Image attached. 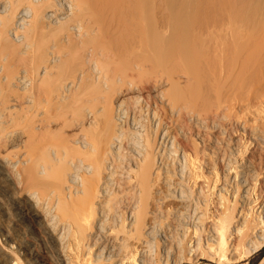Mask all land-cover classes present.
<instances>
[{"label":"bare ground","instance_id":"6f19581e","mask_svg":"<svg viewBox=\"0 0 264 264\" xmlns=\"http://www.w3.org/2000/svg\"><path fill=\"white\" fill-rule=\"evenodd\" d=\"M211 1L189 2L195 12L190 18L186 0H151L148 5L145 0H70L66 3L73 11V24L65 26L64 13L71 11H58L54 0H0V264H155L150 253L156 248L164 254L165 264H196L204 256L216 264H237L264 247V200L256 207L264 190L257 192L253 182L254 162L264 160L260 129L246 134L255 140L249 141L250 150L248 144L246 149L241 147L244 139L236 134L230 150L223 146L227 150L220 154L222 158L218 156L223 175L232 171L229 176L237 178L238 185L219 183L216 192L208 183L206 189L197 184L193 188L201 175L208 182L199 175L201 155L207 152L187 144L191 125L187 127L186 119L204 122L212 115L207 120L217 132L212 140L203 136L199 125L193 132L214 155L219 134L233 122L230 112L235 107L230 106L237 103L233 84L225 86L222 81L231 78L235 83L250 55L257 62L263 60L264 72V54L258 51L263 44L252 47L260 37L252 41L244 35L240 44L235 42L240 53L234 54L242 58L239 63L244 60L239 65L243 71L239 66L240 74L237 69L226 70L223 59L232 36L228 30L227 42L224 38L215 44L217 39L212 37L214 44L207 43L217 24ZM44 19L56 37L41 32ZM30 31L37 35L36 42ZM65 40L80 47L82 66L53 90L48 80L58 75L56 61L63 66L59 47ZM107 62L117 66L111 73L102 69ZM216 67L220 74L213 76ZM92 71L101 86L118 82L122 88L110 94L103 90L80 94L81 80L91 79ZM208 72L212 78L205 76ZM259 77L254 79L262 80ZM262 81L257 84L264 86ZM219 84L233 92L225 95L224 90L221 98L222 108L229 107L231 115L219 110L221 105L198 114L186 95L195 97L220 88ZM259 85L254 90L262 89ZM69 97L74 128L63 133L55 123L61 115L59 103ZM149 117L151 128L144 122ZM236 122L246 133V126ZM244 150L250 157L243 160ZM234 152L241 162L239 172L232 164L237 161ZM171 162L180 166L172 168ZM210 172L209 178L217 179L216 169ZM179 176L192 178V183ZM225 194L233 199L227 201ZM211 204L214 213L209 211ZM183 223L192 227L196 237L191 248L194 258L186 260L180 242L189 226Z\"/></svg>","mask_w":264,"mask_h":264},{"label":"rangeland","instance_id":"374dc122","mask_svg":"<svg viewBox=\"0 0 264 264\" xmlns=\"http://www.w3.org/2000/svg\"><path fill=\"white\" fill-rule=\"evenodd\" d=\"M24 1H26V2H29V0H24ZM66 1L67 2H69L68 0H61V4H59V1L57 0H54V2H55V4H57V5H55L56 6V8H57V10L58 11H65V12H69V11H71V12H69L68 14L67 13H64V16H65V18H68V21L67 20H65V26H68V25H72L73 24V20H72V18H71V16H72V13H73V11L70 9V8H68V4L66 3ZM71 1H73V0H71ZM150 1L151 0H145V2H147L146 3V5H148L149 3H150ZM187 1V3H186V9H190L191 10V12H192V9L189 7V2H192L193 0H186ZM195 1V0H194ZM211 2H213L211 5V8H212V11H213V15H214V19H215V17H216V14H217V17H216V19L219 21V23H220V25H219V23H218V21L216 22V19H215V24H216V28L214 27L213 28V33L211 34V36L208 38V40H207V43L208 44H210V42L212 43V44H214V41L212 40V37H213V39H217V40H215L216 42H215V44L216 43H219V42H222L223 40H224V38H226L225 40H226V42H227V40H230L231 39V41H228V43H227V45H228V52L226 53V55L224 56V59H223V61L225 62V64H224V62H223V64H224V66L225 65H227L228 67H226V70L227 71H229V73L230 72H232V70H233V72H236V70L235 69H237V71L239 70V68H238V66L240 65V63H239V60H242V58H238V57H236L234 54H235V50H236V53H240V49L239 48H237L238 46V44H240V41H242L241 40V38H243L244 39V37H243V35L245 36V38L246 37H250V39L253 41V39H255V40H257L258 39V37H260V39H258V41H254V42H257L256 44H255V46H252L254 49L256 48V45H261V44H263V47H261V46H258V48H261V50H258L261 54H264V43H263V41H264V0H227V2H229L228 4H226V0H212ZM218 2H219V4H218ZM221 5V6H220ZM181 7V6H180ZM216 7H217V9H216ZM69 9V10H68ZM147 12H149L150 13V11H149V7L148 6H146V9H145ZM220 12H218V11ZM224 10V11H223ZM184 12V11H183ZM225 13V14H224ZM146 14H148V13H146ZM189 15V14H188ZM195 15V12H192V14L190 15V18H191V16H194ZM226 17H225V16ZM261 16V17H260ZM184 20H185V18H187V15H186V13L184 12V13H182V16H181ZM233 17V18H232ZM228 19H229V21H228ZM226 22L227 23V21H228V24H226V23H224V22ZM47 20H43V22L42 23H44L43 25L44 26H46V27H44L43 29H42V33L45 35V37H48V38H50V39H52V38H54V37H56V33H54L55 31H54V29H52V28H50V27H48V25H47ZM235 22H237V24L235 25ZM263 23V24H262ZM52 25H57L55 22H53V23H51ZM145 24H146V26L147 27H149L150 26V20L149 19H147L146 21H145ZM226 24V25H225ZM51 25V26H52ZM217 25H219V28L217 29ZM224 25V26H223ZM228 25V26H227ZM252 25V26H251ZM225 26H226V28H225ZM240 26H241V28H240ZM260 26V27H259ZM46 28V29H45ZM228 28V29H227ZM231 30H230V29ZM236 28V29H235ZM238 28H239V30H238ZM245 28V29H244ZM214 29H216L215 31H216V33L214 32ZM221 29V30H220ZM225 29V33H224V30ZM233 29H234V31H233ZM244 29V30H243ZM249 29V30H248ZM45 30V31H44ZM219 30V31H218ZM231 32V36H232V38L229 36V34H228V32L229 31ZM242 30L244 31V33L245 32H247L246 34H244L243 32H242ZM263 30V31H262ZM44 31V32H43ZM72 31H74V29H71V30H69L68 32H72ZM223 31V32H222ZM237 31H238V33H237ZM31 32V34H30V37H31V39H33V41H37V35L36 34H34L32 31H30ZM262 32V33H261ZM41 33V34H42ZM63 33H66V31L65 30H63ZM238 35H237V34ZM42 34V35H43ZM227 34V35H226ZM235 34H236V36H235ZM262 35V36H261ZM217 36L219 37V39L217 38ZM226 36V37H225ZM229 36V38H227ZM222 37V38H221ZM257 38V39H256ZM262 39V40H261ZM238 41V44H235V42H237ZM231 42H233V43H231ZM260 43V44H259ZM231 44H232V46H231ZM234 44V45H233ZM211 45V44H210ZM236 45V46H235ZM97 46L99 47V46H101V43L100 42H98L97 43ZM251 47V46H250ZM59 49H60V55H61V58H62V60H63V66H61V60H59V61H56V66H57V68L55 69V70H57L59 67H60V69H59V71H58V75H54L53 77H52V79L50 78L49 80H48V84L50 85V83H51V85H50V89H53V90H57L58 88H59V86H58V84H59V82H61L63 79H66V80H68L70 77H71V74H73V73H77L78 71H77V69L78 68H81V66H82V64H81V54H82V52H81V49H80V47H78V46H76V44L75 43H73V42H71V41H64L63 42V46L62 47H59ZM237 49L239 50V51H237ZM230 56V57H229ZM233 56V57H232ZM250 57H251V55H250ZM249 57V59H248V61H247V64L245 65V66H242V68L244 67V71L245 70H247L248 72H247V74H246V71L244 72L242 69H241V67H240V69L243 71V73L240 75V76H238V79H242V81H241V83H240V80H239V83L240 84H238V82H237V84H236V81H238V79L235 81V83L234 82H231L232 80H231V78L229 79L230 80V82L229 81H222V82H225V83H228V84H225L224 83V85L225 86H227V85H229V86H231L232 84H233V90H234V88L236 89V92H235V90H234V93H236V95H237V98H235L236 100H237V103L235 104V106H230V108L231 107H233L232 108V110L234 109V107H235V109L233 110L234 112L232 113V112H230L231 114H233L232 116H233V118L230 116L231 114L230 113H227L228 111L227 110H229V107H226L225 106V108H222V106L224 107V105H223V102H221V98H222V96H223V93H224V90L226 91L224 94L225 95H227V94H230L231 93V87L230 88H228V89H230L229 91H230V93L228 92V90L226 89V87L224 88V86L223 85H220L219 84V86H220V88H221V90L219 91V87H217V89H218V91L219 92H221L222 93V95L220 94V96L218 95V91H216L217 89H216V87H213V88H215V90H209V91H207V92H205V93H203V94H200V95H198V96H195V97H192L193 95H186V97H191V98H188V99H191V105H192V108L193 109H195L196 110V112L198 113V114H205V113H208V111H209V109L210 108H212V109H214V108H216V106H218V105H221V107H218L219 108V110H221L222 109V111H223V113H225L226 114V116H230V118L232 119H230L229 121H233V122H229V123H232V124H228V123H226V125L228 124L229 126L228 127H231V128H226V131L227 132H224L223 134H224V137H222L221 138V136H223V134L221 135V134H219L220 135V137H218L217 139L219 140H217V143H215L216 145H217V147L219 148H217V147H214L213 146V149H214V151L216 150V153H214V155H213V153H212V151H211V148L207 145V146H204V144H203V142L200 140V139H198V136L196 135V133H197V130H195V125H199L198 127H199V130L201 129L203 132H201V133H203V136H205V134L206 135H208L209 137L208 138H210V140H212L213 138H214V135H217V132L216 131H213V129L211 128V125H209L208 123H207V120H208V122L211 120V117H212V115H207L206 117L207 118H205V120H204V122H206V124L204 123V122H197V121H195V120H193L192 118L190 119V118H187L186 119V121H185V123L187 124V122H188V124H187V127H190V125H191V127L189 128L190 129V133L189 132H187L186 133V135H187V137H189L188 139H186V141H187V144H189V146H196V148H197V150H198V152L200 151L201 152V150H202V147L203 148H205V150L203 151V152H207L206 154H202L201 155V159H200V163H201V165H202V167L199 169L200 170V172H199V175L200 174H203L204 176H206L207 178H208V182H206L205 180H204V178L202 177V175L201 176H199L198 178H197V180H196V182H195V184H194V186H193V188H195L197 185H203L204 186V189H206L207 187L204 185L205 183H208L207 185H208V187L211 189V191L213 192V190H214V192H216L215 190L216 189H218L220 186H219V183H223V182H226V183H228L229 185H231L232 186V183L234 182L235 184L237 183V185H238V179L237 178H233L231 175L229 176V174H231V172L232 171H229V173L226 175V176H224L223 175V168H222V160L221 159H218V156L221 154V153H224V151H226L227 149V147H228V149H229V147L231 148V145L233 144V142L235 141V139H236V136L234 137V135H236V134H240L241 135V137L244 139V142L243 143H241V147H243V149H246V146H247V144H248V146H249V148H248V146H247V149L246 150H250V142H251V144H253L254 143V139L253 138H250L249 136L250 135H253V133H260L261 131V133L262 134H264V128L263 127H261V126H264V91H261L263 88H264V86H263V84H261L263 87H262V89H261V87L259 88V89H261L260 91H258L259 89H255V90H257V91H255L254 90V87L255 88H257V86L259 85V84H257V83H260V82H258L259 80L260 81H262L263 79H264V72H263V70H261V69H263V60L261 61V62H259V64L260 65H258L257 63V60L255 59V57L253 58V56L250 58ZM60 58V59H61ZM65 58V59H64ZM229 59L228 61H229V63H227L228 61H227V59ZM254 60H253V59ZM75 59H77V62H75ZM102 59H103V57H102ZM236 59L238 60V62L236 61ZM250 60V61H249ZM235 61V62H234ZM238 64H237V63ZM243 62H244V60H243ZM243 62L241 63V64H243ZM234 63V64H233ZM237 64V65H236ZM245 64V63H244ZM248 64H249V67L251 68V70L249 69V67H247L248 66ZM84 66H86V65H84L83 64V67ZM237 66V67H236ZM102 69L104 70V71H107V72H109V73H111L112 71H114L116 68H117V66L115 65V64H113V63H109V62H107V63H103V65H102ZM224 67V68H225ZM246 67V68H245ZM108 68V69H107ZM115 68V69H114ZM232 70H231V69ZM248 68V69H247ZM74 69V70H73ZM217 67H216V71L215 70H213V71H211L212 72V74H213V76H215V74L216 75H218V74H220V71L218 72L217 71ZM109 70V71H108ZM231 70V71H230ZM252 70H254V71H252ZM215 71V72H214ZM253 73H252V72ZM211 72H210V74H209V72L207 73V74H209V75H207V74H205V76L207 77V78H212V77H210V75H212L211 74ZM217 72H218V74H217ZM232 72V73H233ZM240 72V70L238 71V74H240L239 73ZM250 72L254 75V76H252V75H250ZM94 73H95V71H94ZM108 73V74H109ZM215 73V74H214ZM92 74H93V71H92ZM97 75V74H96ZM236 75V74H235ZM246 75L249 77V79H248V81H247V85L245 86L244 85V83H246V81L244 80L245 78H248V77H246ZM255 75H257L258 76V78H260L259 76H261V78H262V80L261 79H259L258 80V78L257 79H254V78H256L257 76H255ZM152 76V75H151ZM220 76V75H219ZM244 76V77H243ZM217 77V76H216ZM240 77V78H239ZM244 78V79H243ZM253 78V80H251ZM250 80H251V84H250ZM255 80H257V82H255ZM234 81V80H233ZM243 81H245L244 83H243ZM253 81H254V83H256L255 85H253L254 83H253ZM222 82H221V84H222ZM262 82H264V81H262ZM261 82V83H262ZM220 83V82H219ZM232 83V84H231ZM253 83V84H252ZM235 84H236V86H235ZM253 85V86H252ZM261 85H259V86H261ZM252 86V87H251ZM112 87H113V91H112ZM119 87V88H118ZM120 88H122V86L120 85V84H118V82H116V83H114V84H112V83H110L107 87H103V86H101L100 85V83H99V81H97V78L95 77L94 78V74H93V77H91V79H87V78H85V79H83V80H81V82H80V85H79V87H78V91L80 92V94L81 93H83V94H85L86 92L87 93H93V92H97L98 90H103V92L104 93H106V94H110V93H113V92H118L119 90H120ZM223 90V91H222ZM217 93V94H216ZM233 93V92H232ZM231 93V94H232ZM189 94V93H188ZM122 96H124V95H122ZM224 97V96H223ZM141 102V101H140ZM63 103V104H62ZM67 105H66V104ZM69 103V104H68ZM234 104V103H233ZM66 105V106H65ZM59 108H58V110L60 111V114L61 115H59V120H57L56 122L57 123H55V125L56 124H59L60 125V127H61V129H60V131L61 132H63V133H66V132H68L69 130H71L72 128H74V126H72L71 124H72V109H73V103H72V99L69 97V98H66V99H64V100H62V102H60L59 103ZM151 106H154V104H151ZM62 107H63V109H62ZM227 109V110H226ZM65 110V111H64ZM68 111V113H67V111ZM231 110V111H232ZM63 111V112H62ZM67 113V114H66ZM62 114H64V115H62ZM230 114V115H229ZM235 114L238 116V120H239V123L241 124V125H243V127H245L246 126V133L242 130V128L238 125V122H236V121H238L237 119H235ZM62 116V117H61ZM150 119H151V117H149V120L148 119H146L144 122H145V127H148V128H151V126H152V124L150 123ZM235 119V120H234ZM235 121V122H234ZM226 122H228V121H226ZM149 123H150V126H149ZM195 123H197V124H195ZM62 124H63V126H62ZM193 124V125H192ZM234 124H235V126H234ZM206 126V128H204L203 126ZM232 125V126H231ZM234 126V127H233ZM72 127V128H71ZM202 127H203V129H202ZM237 128V129H236ZM257 128V129H256ZM261 128H263V129H261ZM193 129V130H192ZM233 129H234V131H233ZM261 131H260V130ZM238 130V131H237ZM196 132V133H194V132ZM230 131V132H229ZM259 131V132H258ZM200 132V131H199ZM230 134H229V133ZM234 132H235V134H234ZM227 133V134H226ZM249 134V136H247V135ZM189 135V136H188ZM218 135V136H219ZM228 135V136H227ZM192 136H193V138H192ZM225 136H226V138H227V141H226V138H225ZM230 136V137H229ZM231 136L233 137L232 138V141H231ZM246 136V137H245ZM187 137H185V138H187ZM220 138L222 139V140H220ZM224 138V139H223ZM224 140V141H223ZM246 140H247V143H245L246 142ZM184 141H185V139H184ZM228 141H230V142H228ZM250 141V142H249ZM224 142H226L225 144H224ZM249 142V143H248ZM222 143H223V145H222ZM229 143V144H228ZM259 143H261L260 145L262 146L261 148L262 149H264V142L262 141V140H260L259 141ZM203 144V145H202ZM222 146H221V145ZM231 144V145H230ZM242 144H243V146H242ZM245 144H246V146H245ZM222 147V148H220V146ZM226 145H228L227 147H223V146H226ZM202 146V147H201ZM225 148V149H224ZM242 149V148H241ZM242 149V150H243ZM219 150H220V153H219ZM230 150V149H229ZM246 150H244V152L246 153V155H245V153L244 152H241L242 153V155H241V159H245V158H247V157H250V155H248V151H246ZM218 151V152H217ZM222 151V152H221ZM212 153V154H211ZM244 153V154H243ZM225 154H228L227 152L225 153ZM225 154H223V155H225ZM210 155H211V157H210ZM232 155V154H231ZM217 156V157H216ZM210 158L209 160H208V158ZM220 157H221V155H220ZM225 157V156H224ZM243 157V158H242ZM178 160L180 161V159H181V157L180 156H178ZM222 158V157H221ZM233 158H235V159H237V161L235 160V161H233V163L232 164H234V162H235V164L234 165H236V166H233L234 168H236L237 169V171L239 172L240 171V169L242 168L241 167V165H238V164H241V162H240V160H239V157H238V155L234 152V155H233ZM218 159V160H217ZM211 160V161H210ZM257 160V159H256ZM182 161V160H181ZM258 161V160H257ZM257 161H255L254 163V169H255V173H256V178L258 177V178H260V179H256L255 178V181H253L254 182V184L257 186H255V190H258L257 192H261L262 190H264V178H263V176H264V172H263V169H264V160L263 159H261V161L259 160L258 162ZM262 161H263V164L261 165V163H262ZM210 162H211V164H210ZM232 162V161H231ZM257 162V163H256ZM203 163V164H202ZM259 166H258V165ZM211 165V166H210ZM172 166V168L174 167H179L180 166V164H178V163H170V167ZM263 168L262 170H261V167ZM232 167V169L234 170V168ZM212 169V168H214V169H216V171H217V173H218V177H217V179H214V178H212V177H210L209 178V175H213V173L212 172H210V169ZM257 168V169H256ZM260 168V169H259ZM259 170H260V173H261V171L263 172V173H261V174H258L259 173ZM177 171H179V170H177ZM188 171V170H187ZM235 171V170H234ZM258 171V172H257ZM187 173L188 172H183V175H187ZM260 175V176H259ZM263 175V176H262ZM226 177V178H224V177ZM262 176V177H261ZM179 177H181V176H179ZM186 177H188V176H186ZM232 179H231V178ZM263 178V179H262ZM181 179H184V180H187V183L188 184H191L192 183V178L190 179V177L189 178H183V177H181ZM189 179V180H188ZM234 179V180H233ZM225 180V181H224ZM227 180V181H226ZM228 180H230V181H228ZM232 180V181H231ZM258 180V181H257ZM237 181V182H236ZM262 181V182H261ZM232 182V183H231ZM231 183V184H230ZM234 183H233V185H234ZM262 183V184H261ZM197 184V185H196ZM260 187H259V186ZM225 186H227L226 184H225ZM263 186V187H262ZM228 187V186H227ZM230 187V186H229ZM260 188H261V190H260ZM203 189V190H204ZM232 189V188H231ZM260 190V191H259ZM223 193H224V191L223 190H221ZM262 193H264V191H262L261 192V194ZM214 195H216V193H213V201L215 202V197H214ZM238 196L239 195H236V197H235V199L238 201ZM225 197H226V200L227 201H229V200H232L233 199V197L231 196V195H226L225 194ZM264 197L262 196V201L260 200V202H257L256 204V207L258 206V204H261L262 202H263V199ZM213 202V203H214ZM212 203V204H213ZM212 204L210 205V207L212 206ZM209 207V211H210V213H214L215 211H216V209L215 208H213V207H216V206H214V204H213V207H211L210 208ZM210 209H214L213 211L212 210H210ZM256 209V208H255ZM212 211V212H211ZM183 225L184 226H189V224H187V223H183ZM206 225H208V224H206ZM190 228H192L191 226H189V228L187 229V231H185V235L184 236H182L181 237V242H180V252H181V255L183 256V255H185V256H183L184 258L183 259H189L188 258V256L189 257H191V255H192V253L191 252H193V250L191 249L192 247H193V244H195V241H196V237H194L193 236V231L190 229ZM190 230V231H189ZM192 234V235H191ZM189 235V236H188ZM210 236V234L208 235V237ZM193 237H194V239H193ZM198 237V236H197ZM192 241V242H191ZM194 241V242H193ZM198 241V240H197ZM200 241V240H199ZM191 242V243H190ZM201 243H203V244H205V241H202V239H201V241H200ZM191 244V245H190ZM198 252V251H197ZM161 254H162V256H161ZM150 255H151V257L153 258V261H154V263L155 264H165V260L163 259L164 258V254L158 249V248H156V249H153V251L150 253ZM161 257V258H160ZM187 257V258H186ZM191 258H194V255H192V257ZM263 258H264V247L262 248V249H260V250H258V251H255L251 256H249V257H247L244 261H239L237 264H264V262L263 263H261V261L263 260ZM161 259V260H160ZM157 260V261H156ZM195 263L196 264H216L214 261H210V260H208V257L207 256H204V258H201V259H199L198 261H195ZM183 264H190V263H188V262H185V263H183Z\"/></svg>","mask_w":264,"mask_h":264}]
</instances>
